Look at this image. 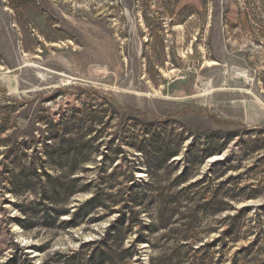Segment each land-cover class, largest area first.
<instances>
[{
	"label": "rangeland",
	"instance_id": "374dc122",
	"mask_svg": "<svg viewBox=\"0 0 264 264\" xmlns=\"http://www.w3.org/2000/svg\"><path fill=\"white\" fill-rule=\"evenodd\" d=\"M59 122L76 139L95 138L98 161L117 145L138 154L125 137L146 131L182 135V153L222 148L193 181L209 175L207 201L213 192L236 198L223 197L214 213L199 200L195 224L189 214L175 224L148 192L136 207L143 223L128 229L127 213L125 238L114 243L133 256L112 264H264V0H0V264H91L88 243L119 225L122 205L76 227L64 223L70 214L53 227L20 224L19 205L33 196L8 182ZM126 167L119 159L84 182L97 177L106 194H131L149 176L135 170L123 183ZM93 195H75L71 211Z\"/></svg>",
	"mask_w": 264,
	"mask_h": 264
},
{
	"label": "trees",
	"instance_id": "16d2710c",
	"mask_svg": "<svg viewBox=\"0 0 264 264\" xmlns=\"http://www.w3.org/2000/svg\"><path fill=\"white\" fill-rule=\"evenodd\" d=\"M59 125L62 128H54V131L47 137L46 142L42 144L40 151L32 155L30 164L25 168V171L15 174V178L10 180L8 184H11V189L15 195L20 196L30 193L33 196L29 204L19 205L25 215L24 219L21 220L22 222H20L23 227H25V222L30 220L34 221L33 224L44 221L48 226L53 227L62 215L67 214H70L72 218L64 223L76 227L82 224L84 218L89 220L101 218L93 215L98 211L103 210L109 213L112 210L116 211V206L122 205V208L119 209L121 213L118 219L120 220L119 225L109 229L102 240L88 243L94 247L91 254V264H112L119 256H133L132 249L117 252L114 243L125 238L122 226L127 219V213H130L133 220L130 221L128 229L134 226L135 221L143 223L144 220L141 217V209L143 208L138 209L136 207L145 204L144 201L149 196L148 192L156 194L155 202L160 205L158 215L174 217L175 224L181 219L188 218L184 216L197 206L199 200L206 201V203L200 205L204 212L214 213L222 210L220 208H222L224 202H222L223 197L236 198L226 194L221 196L213 192L211 201H207L209 186L206 182L210 179L209 175L204 174L201 178L193 181L201 174L200 169L206 161L222 151V148L220 150L216 149L217 147L214 144L198 150L188 148L182 153V147L185 143V138L182 135L173 138L170 134L161 135L146 131L143 139L131 135L125 137V140L134 139L125 142L132 145L139 155L131 152L125 156L121 145H117L112 155L103 153L101 160L98 161L97 157L93 158L92 154L94 149H99V146L94 144L95 138L89 140L84 137L76 139L72 136L73 131L70 130V126H67L68 122H59L58 127ZM92 128L90 125L87 126L90 132L93 131ZM100 130L103 131L104 129ZM113 142L114 139L110 141V143ZM178 156L179 158H176ZM119 159L126 161L125 171L129 173L124 175L123 183L124 181L131 182L134 180L133 172L135 170H144L148 173L149 179L146 182L135 181L136 184L131 186V194L126 192V195H124L122 189L116 195L106 194L105 189L98 183L97 177L84 182L87 171L94 169L107 171L110 165H114ZM14 162L18 166L21 165L16 158ZM90 163H94L95 166L89 167L88 164ZM221 163L215 162L212 166L217 167ZM217 176L218 173H216ZM24 178L26 181L24 180L25 182L23 181L24 184H22ZM123 183L121 182V185ZM163 184L165 185L162 187ZM21 185L25 187L22 192L18 190ZM131 188L127 187L128 190H131ZM90 191H94V195L86 200V203L80 205L76 212H72L69 206L71 198L77 194ZM219 196L221 197L219 198ZM188 216L195 224L192 213ZM168 221L163 220L162 223L167 225ZM186 232L188 233L184 235V238L188 240L192 237L190 235L192 231L188 229ZM138 241L146 242L147 240L141 237ZM204 247H206V244L198 249Z\"/></svg>",
	"mask_w": 264,
	"mask_h": 264
}]
</instances>
